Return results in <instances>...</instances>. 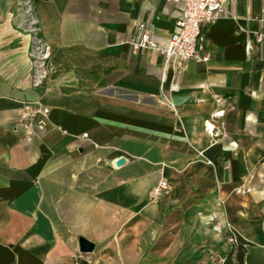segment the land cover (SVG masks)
<instances>
[{"label": "crops", "instance_id": "crops-1", "mask_svg": "<svg viewBox=\"0 0 264 264\" xmlns=\"http://www.w3.org/2000/svg\"><path fill=\"white\" fill-rule=\"evenodd\" d=\"M18 1L0 0V264H182L227 232L264 250V0H232L179 74L129 42L142 24L166 46L181 4L32 0L40 85ZM25 102L49 110L31 143Z\"/></svg>", "mask_w": 264, "mask_h": 264}, {"label": "built area", "instance_id": "built-area-1", "mask_svg": "<svg viewBox=\"0 0 264 264\" xmlns=\"http://www.w3.org/2000/svg\"><path fill=\"white\" fill-rule=\"evenodd\" d=\"M181 4L182 8L176 21L175 31L171 34L166 46L160 47L151 38L149 30L142 24L136 26L135 36L129 44L133 50H154L162 58L165 68L174 74H179L189 60H207L202 56L204 36L202 27L214 23L227 16L226 6L232 0H169ZM17 16L19 27L31 37V58L33 63V83L40 85L48 75V63L51 57V48L40 34L38 20L32 0H19ZM263 35L256 34V42L261 43ZM176 85L171 91L177 90ZM49 110L35 102H25L18 109V122L23 140L31 143L39 138L45 130V119ZM212 134L213 128H207ZM84 136H86L84 134ZM168 189L165 181H160L153 191V195L161 196ZM247 190L238 188L236 194H244Z\"/></svg>", "mask_w": 264, "mask_h": 264}, {"label": "rangeland", "instance_id": "rangeland-1", "mask_svg": "<svg viewBox=\"0 0 264 264\" xmlns=\"http://www.w3.org/2000/svg\"><path fill=\"white\" fill-rule=\"evenodd\" d=\"M225 244L226 248L224 250L213 248L212 246L200 248L198 255L203 254V261L198 260V255L195 256L192 262L182 263V264H224V261L231 251V246L233 244L232 238L225 234ZM245 253L242 256V264H264V250L251 248L249 246L245 247ZM231 260L234 264H237V249L234 247L232 249Z\"/></svg>", "mask_w": 264, "mask_h": 264}, {"label": "trees", "instance_id": "trees-1", "mask_svg": "<svg viewBox=\"0 0 264 264\" xmlns=\"http://www.w3.org/2000/svg\"><path fill=\"white\" fill-rule=\"evenodd\" d=\"M227 235L230 236V238H232V246H231V251L228 253L224 264H234L231 260V255H232V249L235 247L237 249V264H242V256L245 253V247L247 245V243L242 240L238 235H236L233 232H227Z\"/></svg>", "mask_w": 264, "mask_h": 264}, {"label": "water", "instance_id": "water-1", "mask_svg": "<svg viewBox=\"0 0 264 264\" xmlns=\"http://www.w3.org/2000/svg\"><path fill=\"white\" fill-rule=\"evenodd\" d=\"M123 163H124V159L119 158L116 161V166H121ZM78 244H79V251L83 252V253L84 252H91L94 248V245L84 238H79Z\"/></svg>", "mask_w": 264, "mask_h": 264}]
</instances>
